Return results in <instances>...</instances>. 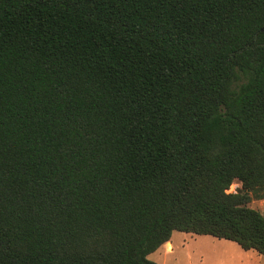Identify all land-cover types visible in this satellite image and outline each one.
<instances>
[{
  "label": "trees",
  "instance_id": "obj_1",
  "mask_svg": "<svg viewBox=\"0 0 264 264\" xmlns=\"http://www.w3.org/2000/svg\"><path fill=\"white\" fill-rule=\"evenodd\" d=\"M263 29L264 0H0V264L264 256Z\"/></svg>",
  "mask_w": 264,
  "mask_h": 264
},
{
  "label": "rangeland",
  "instance_id": "obj_2",
  "mask_svg": "<svg viewBox=\"0 0 264 264\" xmlns=\"http://www.w3.org/2000/svg\"><path fill=\"white\" fill-rule=\"evenodd\" d=\"M239 187L240 184L235 182L231 185L229 192L234 193ZM248 206L264 215V200L252 199ZM207 240L213 242L212 244L215 245L210 248L207 247ZM216 240L209 236L204 238L186 233L173 232L170 239L172 245L170 242L165 243V246L150 254L148 259L156 264H212L214 262L217 264L219 257L224 255V253L216 247L219 244L217 243L219 241ZM230 244L236 246L233 242ZM172 247L173 252L171 253ZM212 257H215V259Z\"/></svg>",
  "mask_w": 264,
  "mask_h": 264
},
{
  "label": "crops",
  "instance_id": "obj_3",
  "mask_svg": "<svg viewBox=\"0 0 264 264\" xmlns=\"http://www.w3.org/2000/svg\"><path fill=\"white\" fill-rule=\"evenodd\" d=\"M201 237L207 238L208 236H201ZM216 241H219L217 242L219 244H217L216 247H218L224 253V255H221V257H219V262L217 264H264V258H263L264 256L259 255L254 251H244L237 244L234 243L238 248L234 246L233 244H230L231 243L230 241L221 240L220 242L219 239H217ZM169 242L171 243V241ZM212 243L213 242H209V240H207V243H206L207 247L210 248L215 245ZM172 252H173V247L171 249V253ZM212 258L215 259V257H212ZM212 264H216V263L214 262Z\"/></svg>",
  "mask_w": 264,
  "mask_h": 264
},
{
  "label": "water",
  "instance_id": "obj_4",
  "mask_svg": "<svg viewBox=\"0 0 264 264\" xmlns=\"http://www.w3.org/2000/svg\"><path fill=\"white\" fill-rule=\"evenodd\" d=\"M263 32H264V29H263Z\"/></svg>",
  "mask_w": 264,
  "mask_h": 264
}]
</instances>
